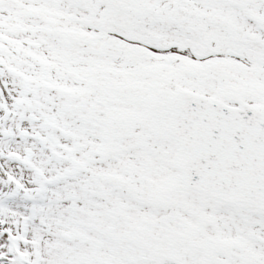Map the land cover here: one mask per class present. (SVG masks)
Instances as JSON below:
<instances>
[{"label": "bare ground", "instance_id": "bare-ground-1", "mask_svg": "<svg viewBox=\"0 0 264 264\" xmlns=\"http://www.w3.org/2000/svg\"><path fill=\"white\" fill-rule=\"evenodd\" d=\"M6 1L9 0H0V257L9 259L2 264H16V252L23 255L26 264H182L170 249L177 250L189 263L195 261L194 264H264V210L226 204L182 186L164 164L163 149L154 156L156 163H152L146 152L159 146L154 138L152 146H147L141 121L132 131V143L124 148L114 146L110 156L112 164L119 173L129 174L136 170L143 178V171L147 169L162 172L158 179L161 183L159 192L176 190L179 192L177 198L161 196L159 201L153 194L139 196L128 181L113 176V171L109 170L112 167L99 163L105 158L106 148L102 153H94L95 143L82 137L84 132L89 133L88 128L97 129L100 121L108 124L103 116L126 115L131 105L135 117L143 115L144 101L153 91V85H149L147 79L155 73L154 70L160 69L169 59L181 63L186 60L179 57V50L183 48L195 57L192 46L196 41L191 38L190 30L195 29L196 35H202L203 31L195 25L194 17L204 23L216 24L218 27L211 32L216 40L225 42L227 39L219 35L226 29L222 28L224 23L208 15L215 8L220 12L228 10L235 16L233 39L237 43L236 55L243 57L250 69H255L251 62L254 42L261 41L262 47L256 53L264 57V39L254 33L259 25L255 26L253 22H262L264 30V0H217L216 7L210 6L213 0H172V10L144 12L141 21L129 12L132 6L127 9L122 4L113 8L110 15L109 12L96 11L90 0H55L56 8L65 14L53 21L38 12L39 8L52 3L51 0H39L38 3L35 0H15L16 6L8 5ZM97 2L103 3L102 0ZM113 2L107 0L105 3L110 9ZM179 2L199 8L194 11V17H188ZM83 8L89 14L77 11ZM177 8L182 14L177 13ZM136 12L133 9L134 15ZM91 14L98 17L99 28H103L101 23L106 17L114 22L105 26L109 34L94 39L101 42L99 46L93 45L89 35L80 33L79 27H90ZM204 16H209L208 20L203 19ZM187 19L190 25L183 28L181 22ZM133 27L139 29V34L143 32L142 36L137 37L128 49L108 52L115 46L111 37H129ZM69 28H74L75 43L66 47L62 57L44 55L39 51L41 48L54 50L41 33L65 41L71 39L67 32ZM118 29L121 32L116 31ZM60 30H64L62 36ZM158 38H162V43L156 41L149 47L148 39ZM173 38L182 42L177 43ZM90 41L92 44H88ZM137 43L148 46V51L142 53ZM231 48L234 49L233 45ZM206 49L200 55L199 65L214 63L208 62L206 55L217 52L216 48ZM131 56L133 60L128 61L126 58ZM70 57L72 60L68 61ZM30 61L34 66L28 64ZM113 66L116 70L112 69ZM261 66L264 67V63ZM235 71L244 72L246 69L238 66ZM255 79L261 92L260 97H252L260 100L264 109V77L258 75ZM17 81L19 88H8ZM248 83L251 84L252 80L245 77L240 86L245 88ZM246 93L251 96L248 90ZM108 103L114 106H108ZM94 104L98 105L97 108ZM82 126L87 129L83 130ZM98 132L102 134V130ZM42 149L48 150L49 155ZM129 150L133 151L132 156L127 152ZM60 153H64L63 161ZM117 154L121 155L120 158ZM75 158H83L86 163V166L75 164V169L80 171L78 177L74 169L61 167L64 161H75ZM49 159L56 161L49 164ZM31 171L33 175L27 173ZM101 181H112L113 186L104 187ZM128 192H131L130 197L126 195ZM186 196H196L201 204L208 203L211 208L223 207L215 212L214 218L220 224L219 234L230 243L231 249L220 254L205 252L202 247L205 238L195 243L187 233H179L173 228L175 215L172 210L168 214H158L156 209L167 202L187 210ZM232 212H235L234 216ZM192 214L198 222L207 220L197 208ZM252 215L254 218L250 219ZM134 221L138 223L137 228L146 226L145 236L152 242L148 256L141 251L147 247V241L133 235L135 226L129 231L125 227ZM2 233L8 240L14 236L20 241L15 247L16 252L8 250L7 241L1 238ZM124 238L127 240L122 242ZM201 253L203 258L196 260Z\"/></svg>", "mask_w": 264, "mask_h": 264}, {"label": "rangeland", "instance_id": "rangeland-1", "mask_svg": "<svg viewBox=\"0 0 264 264\" xmlns=\"http://www.w3.org/2000/svg\"><path fill=\"white\" fill-rule=\"evenodd\" d=\"M46 1V0H44ZM43 1V2H44ZM53 1L52 3H50L48 6L46 7H41L38 9V12L40 14H45L49 19L51 20H59L58 16H62L65 14V11L63 10H59L56 8V5H54L55 0H51ZM95 8L96 11L98 12H106L108 13V9L109 6H106V1L102 0L103 3H99L97 2V0H90ZM145 6L143 8H140L143 11H140L141 16L144 14V12H148V11H159V12H164L165 10H169V6L170 4H165L164 6H160V2L159 1H155L154 3L152 2V0H143ZM223 1V0H221ZM36 3L39 2V0H35ZM42 2V4H43ZM128 2V1H127ZM127 2L125 4H127ZM135 2V1H134ZM133 2V4H134ZM6 3L10 6H16L17 3L15 2V0H9L6 1ZM45 3V2H44ZM137 4V3H136ZM135 4V7H136ZM179 6H185L186 4H184L183 2H179L178 4ZM177 5V6H178ZM187 7L189 5H186ZM30 10H34L33 6H29ZM138 8V7H137ZM202 8V7H201ZM139 9V8H138ZM139 9V10H140ZM199 8H195V10H187V15L188 17H192L194 11L198 10ZM80 13L85 12L88 13V10L86 8L80 9L79 10ZM225 12H220V10L218 8H215L214 10H212L210 13H208V15L210 17H216L218 18V20H222V22L224 23V26H222L223 29H225V31H220L219 35L223 36L224 39H227L224 43L226 45V47L228 49H226V47L221 44L218 43L221 42L220 40H216L214 34L211 32V30L208 27V24L212 23L209 21H206L205 23L203 21H199L198 19L194 20L196 22V26L203 31L202 36H199L200 39L203 38V42L204 43V51L206 50H210V48H216L217 52H212L209 53V55H206V60L209 61H214L213 64H205V65H199V61L201 59L200 55H194L195 57L192 56V54L188 53L187 48H183L181 50H179V57L181 59H186L184 60L182 63L177 61V60H168L165 63L162 64V66L160 67V69L158 70H154V74L151 75L148 79H147V83L149 85H153V91L151 92L150 95H148V97H146L145 101H144V111H143V115L141 117H135L134 116V106L131 105L130 112L129 114H127L126 116L123 115L122 113H119L117 115H105L103 116V119H107L108 120V124L107 126L103 125V122H99L97 124V129H90L88 128V130L90 131V134H87L84 132L83 136L84 138H89L91 139L94 143L99 142L102 139L105 140H109L111 141V146H109V151H112L113 149V139L112 137H118L121 134L120 131L127 129V133H132V131L134 129L138 128V124L140 123L139 121L142 122V136L143 139L145 141V143L147 144V146H151L152 143L150 140H152V138H154V141H156L157 143L160 142V140H163L165 142V149L162 151V156L164 157V163L166 165V167L170 168L172 170V172L175 175V180L177 182H179L182 186L187 187L182 181H181V174H180V170H179V166L182 162V158H183V153H184V149L183 147L170 135V133L164 128L167 119H168V115L171 111L172 108V104L174 101V98L176 97V95L183 91V90H192V91H212V94L214 95L215 98L224 101L228 104L231 105H235L238 102L242 101V102H249L251 101L253 104H255L257 106V108L262 111L264 113V109L262 108L261 104H259L260 100H258L256 97H260L258 96V90L253 89L250 87H248L247 85L245 86V88L241 87L240 85H237L239 83H237V81L235 80V70H234V65L235 64V57H237L236 55V49H235V39H233V36L235 35V22H234V15L233 14H229L228 10H224ZM110 14V12H109ZM209 16H204L203 19L208 20ZM89 18L91 19L90 22V27L86 28H81V34L84 35H89L90 38L93 39V44L97 43L96 40H94L97 36H106L107 34H109V31L106 29L105 26L107 25H113L114 22H112L108 17L104 18L101 26H103V28H99L98 25H100L99 21H98V17L95 16V14H91L89 15ZM71 22H76L74 19H70ZM199 22H201V24H199ZM227 26H229L230 29H228ZM44 26H46L44 24ZM119 28H122L120 25H117ZM89 29L93 30L90 31ZM240 30V29H239ZM118 32H121L120 29L116 30ZM60 36H62V34H64V30H60ZM68 35L71 37V39H65V41H62L60 39L56 40L54 38V36L47 34V33H41L42 37L45 38L48 43L49 46L52 47L54 50H49V49H39V51L44 54V55H52L55 56L56 58L62 57V53L65 52L66 47L68 46H72L75 41H74V36L75 31L74 28H69L67 29ZM255 34L259 35L258 33H256L255 30ZM139 36L138 33V29H135V33L132 32L131 35L128 36H122V37H111V40L113 41V43H115V46L111 49H108V52L113 53V52H118V51H122L124 49H128L131 45H133L134 42H136V38L137 36ZM81 37V36H80ZM55 39V40H54ZM258 39V38H257ZM259 40V39H258ZM154 41H159L162 43V38H158L157 40L154 39H149V47H151ZM228 42V43H227ZM229 42L231 45H229ZM88 44H92V41L88 42ZM138 44V43H137ZM233 45L234 49L231 48ZM103 46L108 48V45L103 44ZM231 46V47H230ZM148 46H142L140 44H138V48L142 53H146L148 51ZM105 51V50H104ZM103 51V52H104ZM253 59L251 62V64H253L255 66V69L258 68L259 65H261V63H264V58L263 57H258L257 54L254 52L253 54ZM242 60L244 61L245 59L243 57H241ZM128 61L133 60L132 56L126 58ZM72 58H68V61H71ZM223 61V62H222ZM103 64L108 65V63L103 62ZM28 64H31L32 66H34V63L32 61L28 62ZM160 65V64H159ZM47 67V66H46ZM257 67V68H256ZM27 69V68H26ZM113 70H116V68L113 66L112 67ZM19 80V78H18ZM195 81H197L198 83L195 84ZM237 83V84H236ZM20 84L17 81V83L14 86L8 85V88L11 87H16L19 88ZM215 87L213 89H209V87ZM240 86V87H239ZM93 87V86H92ZM204 89H203V88ZM202 88V89H200ZM246 90L249 91V93L251 94L248 95L246 93ZM117 95H119V93H117ZM69 99L70 97L68 95H66ZM252 96H256V97H252ZM251 97L253 98L252 100ZM71 100H74V98H71ZM61 102V100H60ZM97 104H94V108H97ZM98 115H100L98 113ZM140 118V119H139ZM115 121H119V122H114ZM115 124V125H114ZM117 125H119V128L117 127ZM115 126V127H114ZM125 126V127H124ZM128 126H132L130 128H128ZM83 130L87 129L86 126H83ZM124 127V128H123ZM104 128H106L104 130ZM122 128V129H121ZM98 130H102L103 134L102 136H99V134H97ZM131 138H129L130 140ZM119 147V146H118ZM43 152H47L46 150H43ZM132 150L129 152L131 153ZM55 159H49V164H53L55 163ZM61 161H63V159H61ZM9 163L13 164V161H9ZM83 166H86V163H82ZM61 166H66L69 168V161L66 160L63 162V164ZM84 168V167H83ZM29 175L33 173V171L31 172H27ZM158 175V174H157ZM76 177H78V175H76ZM142 189L144 188L141 184ZM157 189V190H156ZM161 189V183H152L149 186H147L146 188V192H143L141 190L137 189V185L135 186V193H137L139 196L143 197L144 194H153L159 201H161V196H165L168 197V190H164L163 192H159ZM190 189V188H189ZM170 190V189H169ZM193 190V189H190ZM141 191V192H140ZM195 191V190H194ZM197 193H199L202 196H205L208 198L207 195H205L204 193L195 191ZM126 195L128 197L131 196V192L126 193ZM210 198V197H209ZM223 202V201H221ZM226 203V202H223ZM222 203V205H224ZM236 203L239 206H242L243 208L246 209H250V210H254V206L248 203H244V202H232V203H226V204H233ZM121 212H124V209L121 208ZM116 216V214H115ZM176 218V215H175ZM174 218V220H175ZM136 224H138L136 221L132 222V224H127L125 227L127 229V231L130 230V228L132 226H135ZM175 230L180 232V227H173ZM133 235L137 238H143L144 236H142V233L140 232V230L135 226V230L132 231ZM103 237V239L106 242H110L109 239H107L105 237V235H101ZM127 240V238L122 239V242H125ZM219 242L223 245L222 247V252L226 250L231 249V245L228 241L226 240H219ZM217 243V242H210L211 247H209V244L207 245V243H203L202 247L203 250L207 251L208 253L212 254L213 252H220L217 251V247H219L221 244ZM165 244V242H164ZM136 245L133 246V248ZM162 246H164L162 244ZM16 252V249L13 250V252ZM170 252L174 253L175 255H177V257L179 258V260L181 261V263H186V261L183 259V256L181 254H179V252L177 250H169ZM213 251V252H212ZM23 255H21L19 252H16L15 255V261L17 262V260H22ZM200 256V254H199ZM9 258L5 257V261L6 262ZM3 263V262H2ZM1 263V264H2Z\"/></svg>", "mask_w": 264, "mask_h": 264}, {"label": "water", "instance_id": "water-1", "mask_svg": "<svg viewBox=\"0 0 264 264\" xmlns=\"http://www.w3.org/2000/svg\"><path fill=\"white\" fill-rule=\"evenodd\" d=\"M166 129L185 148L180 171L187 186L264 208V115L254 106L182 92Z\"/></svg>", "mask_w": 264, "mask_h": 264}]
</instances>
